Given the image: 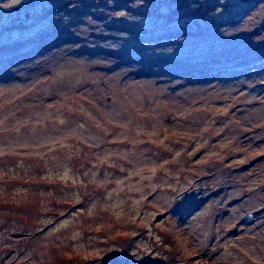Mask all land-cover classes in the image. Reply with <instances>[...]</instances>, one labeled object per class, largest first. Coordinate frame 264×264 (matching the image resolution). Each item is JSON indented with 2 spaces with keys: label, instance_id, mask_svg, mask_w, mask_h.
Here are the masks:
<instances>
[{
  "label": "rangeland",
  "instance_id": "obj_1",
  "mask_svg": "<svg viewBox=\"0 0 264 264\" xmlns=\"http://www.w3.org/2000/svg\"><path fill=\"white\" fill-rule=\"evenodd\" d=\"M254 1L0 0V264H264Z\"/></svg>",
  "mask_w": 264,
  "mask_h": 264
},
{
  "label": "bare ground",
  "instance_id": "obj_2",
  "mask_svg": "<svg viewBox=\"0 0 264 264\" xmlns=\"http://www.w3.org/2000/svg\"><path fill=\"white\" fill-rule=\"evenodd\" d=\"M58 38H60V37H58ZM130 39H132V38H130ZM199 43H200V41L192 42V44H191L192 49L191 50L192 51H195V50L203 51L204 50L202 48L203 46H200ZM117 44H118L117 42L111 43V45H117ZM155 44L157 46L163 45V44L165 45V42L155 43ZM195 47H197V48H195ZM131 48H134L133 50H135L137 53L140 52V50H141L139 47H135V46H131L130 49ZM115 49L116 50H114V51H110V50L105 51V53H104L105 57L104 58L105 59L107 58L108 60H107V63L106 64H104L103 62L101 63L102 65L104 64V68L103 69L113 68L114 64L116 63V58L117 57L120 58L122 55L127 54L126 52L129 50L127 48V46H124L122 44L120 45V47H115ZM171 52L175 55L174 58L175 59H178L180 61H183L184 58H187L186 55H185L186 52L177 51L176 49L173 50V51H171ZM220 52L223 53V51H220ZM107 55L109 57H106ZM135 60H137V59H133V61H135ZM154 61L155 62H158V59L150 58V60L148 62H154ZM160 61H163V60L161 59ZM96 74H97L96 79L99 82L94 83V87H95V85L101 84V85H103L104 89H106L107 91H110L111 90L112 92H115L116 91V88H115L116 85L115 84H118V82L120 81L119 78H122L121 77L122 71H121V73L120 72H114V74H116L118 77H116V78L114 77L113 79H111L109 76H107L108 74L105 73V72L104 73L102 72L101 74L97 72ZM124 83H125L124 81L121 82V84H123V85H124ZM146 86L148 87L149 86V83L148 84L146 83ZM103 112L105 113L104 109H103ZM107 112H109L110 114H116L117 113V112H114V111L108 110V109H107ZM196 236H198V235L196 234Z\"/></svg>",
  "mask_w": 264,
  "mask_h": 264
},
{
  "label": "water",
  "instance_id": "obj_3",
  "mask_svg": "<svg viewBox=\"0 0 264 264\" xmlns=\"http://www.w3.org/2000/svg\"><path fill=\"white\" fill-rule=\"evenodd\" d=\"M261 213H264V206L255 210V211H252L250 213H247L244 218V221H247L248 223H252L254 220H253V217L254 216H257V215H260Z\"/></svg>",
  "mask_w": 264,
  "mask_h": 264
},
{
  "label": "trees",
  "instance_id": "obj_4",
  "mask_svg": "<svg viewBox=\"0 0 264 264\" xmlns=\"http://www.w3.org/2000/svg\"><path fill=\"white\" fill-rule=\"evenodd\" d=\"M9 202H10V200L5 199L4 201H1V199H0V203L2 204V206H5L6 209L7 208L8 209H11V207H12L11 206L12 204H10ZM11 202L13 203L14 206H20V205H22L19 201H16V200H11Z\"/></svg>",
  "mask_w": 264,
  "mask_h": 264
}]
</instances>
